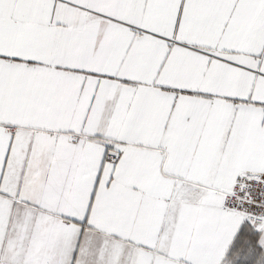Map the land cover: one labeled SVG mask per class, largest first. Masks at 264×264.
<instances>
[{
  "label": "snow or ice",
  "instance_id": "6c2138e0",
  "mask_svg": "<svg viewBox=\"0 0 264 264\" xmlns=\"http://www.w3.org/2000/svg\"><path fill=\"white\" fill-rule=\"evenodd\" d=\"M0 264H264V0H0Z\"/></svg>",
  "mask_w": 264,
  "mask_h": 264
}]
</instances>
